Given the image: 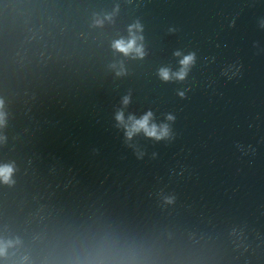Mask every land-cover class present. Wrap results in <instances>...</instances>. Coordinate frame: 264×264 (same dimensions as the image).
Returning <instances> with one entry per match:
<instances>
[{"label":"clouds","instance_id":"clouds-1","mask_svg":"<svg viewBox=\"0 0 264 264\" xmlns=\"http://www.w3.org/2000/svg\"><path fill=\"white\" fill-rule=\"evenodd\" d=\"M96 23L99 25L102 23V21L97 20ZM134 29L139 30L140 25L137 23L135 25H132L129 27V33H130V39L124 40L120 39L113 43V47L123 53L124 55H129L130 53H136L138 56H143V50L141 46L137 45V39L138 37L134 34ZM179 55V53H177ZM194 57L192 55H188L184 57L183 60H181V64L183 65L181 71L176 74L178 79H183L186 74V69L189 64L193 62ZM119 74V73H118ZM160 76L164 80H168L170 78L169 71L167 69H161L160 70ZM124 103H128V99H124ZM0 107H2V103H0ZM152 113L149 112L146 115H144L141 119H134L130 117L129 119L132 121L131 126L128 128L127 136L131 138V136L139 131H143L147 136L154 137L156 139H162L168 135V128L167 126H161L159 129L156 125L149 124V121L151 119ZM117 121L123 123V114L118 113L116 116ZM169 119H172L171 116H169ZM4 123V117L3 113H0V125ZM13 168L11 166L5 165L3 167H0V180H3L4 183H9L11 180ZM13 241H7L0 243V256L6 255L7 248L13 246Z\"/></svg>","mask_w":264,"mask_h":264}]
</instances>
